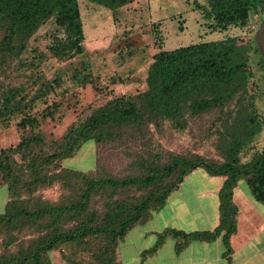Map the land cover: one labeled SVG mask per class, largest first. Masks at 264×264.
I'll return each mask as SVG.
<instances>
[{
  "label": "trees",
  "instance_id": "16d2710c",
  "mask_svg": "<svg viewBox=\"0 0 264 264\" xmlns=\"http://www.w3.org/2000/svg\"><path fill=\"white\" fill-rule=\"evenodd\" d=\"M80 1L0 0V129L17 122L24 132L30 131L18 145L0 150L1 186L9 190L5 211L0 214V237H4L0 264H51L49 253L66 245L74 249L70 256L73 264H80L73 256L79 250L91 255L90 264H118L120 242L135 226L145 224L153 210H160L197 169L212 177H225L219 193L220 224L213 231L170 229L158 233L155 245L142 256L144 260L152 257L169 237L177 240L178 254L194 241L211 243L221 238L226 264H232L230 240L238 230L239 212L233 195L239 181L246 179L250 196L264 205V150L254 152L247 163L240 157L254 150V142L264 132V116L257 104L260 89L254 83V71L256 67L264 70V58L256 36L253 43H243L230 31L262 17L264 0H206L205 5L195 0V10L202 11L210 32L222 34L221 39L160 51L149 67L146 92L89 110L86 118L60 139L47 140L35 107L40 101L48 102L65 79L62 74L48 79L41 69L53 60L71 62L88 54ZM86 1L111 10L114 16L141 2ZM49 21L62 36L53 34L54 41L44 53L33 47L31 40ZM126 47L127 55L136 54L135 45ZM71 65L70 79L75 87L93 85L100 90L89 63ZM111 82L123 80L113 78ZM60 109V103L54 102L42 117L55 119ZM213 111L219 113L216 121L224 131L221 163L199 155H171L168 162L162 161V155H148L135 160L131 166L138 172L125 178L110 177L104 168L88 174L62 167L64 160L89 141L105 145L143 138L146 127L165 120L185 129L187 116ZM57 183L67 191L66 200L60 205L41 200L39 192ZM130 189L142 193L121 199ZM95 197L104 202L103 213L91 209ZM45 219L50 223L44 225ZM59 219L62 223L54 224ZM70 223L75 226L67 229ZM43 230L47 233H41Z\"/></svg>",
  "mask_w": 264,
  "mask_h": 264
},
{
  "label": "rangeland",
  "instance_id": "374dc122",
  "mask_svg": "<svg viewBox=\"0 0 264 264\" xmlns=\"http://www.w3.org/2000/svg\"><path fill=\"white\" fill-rule=\"evenodd\" d=\"M194 1L141 0V2L133 4L132 8L129 7L131 11L129 8H123L114 16L111 10L103 6L81 0L80 8L85 32L84 45L88 54L86 53L80 58L77 57L71 62L76 65L81 62L89 63L96 81L95 84L100 87V90L93 85L75 87L70 79L73 70L70 61L59 63L53 60L50 64H44L41 71L48 79H53L57 74H62L65 79L64 86L52 94L48 98V102L40 101L35 107L34 114L40 119V130L47 140L60 139L72 125L86 118L89 110L101 108L110 101L123 96H135L146 92L148 90L149 67L153 63V57L160 51H171L202 41L221 39L222 34L210 32L207 27L208 21L202 11L195 10ZM196 1L202 5L206 4V0ZM262 19L263 16L260 15L255 23H251L245 28H232L230 35L239 37L243 43H253L256 30ZM57 29L53 21L42 26L31 40L33 47H38L42 52L48 53V47L54 41L52 35L57 33L62 36V31ZM131 43L135 45L136 49L134 56L127 55L126 46ZM113 78H119L123 82L113 84L111 82ZM11 79L16 80L14 76ZM254 79L256 80L254 83L260 89L258 108L260 107V113L264 116V70L262 67H256ZM54 102L61 105L56 118H43L42 112L52 106ZM218 115V112L213 111L197 117L187 116L185 129H178L175 122L171 120L151 124L144 129L145 136L143 138L129 139L125 142L97 145L95 141H89L73 157L64 160L62 167L88 174L99 172L100 168H104V172L110 177L125 178L138 172L131 166L132 163L141 157H148V155H162L163 162L170 161L171 155H199L207 160L221 163L224 161L220 148L221 135L224 131L222 123L216 121ZM16 123L14 122L9 128L0 129V150L18 145L23 136L30 134V131L24 132ZM253 147L254 150L249 149L241 154L242 163L250 162L254 152L264 150V132L257 137ZM59 171L57 170V172ZM211 177L204 169H197L189 174L183 181L184 190L180 191L181 194L177 192L180 190V186L177 191L171 194L160 210H153L145 224L135 226L120 242L117 249L118 264H122V262L123 264H141V261L145 259L142 256L143 251L155 245L158 233L170 229H178L187 233L213 231L214 228L208 219L201 215L202 210L200 211L203 206L210 219H213L216 214L212 199L208 197L211 195L209 193L215 189V184L210 183V179H213ZM224 180L225 177H222L221 180L218 177L214 178V181L222 183V186ZM1 184L0 176V214L4 213L9 198L8 188ZM192 185L196 192L199 194L202 192L206 197L196 198L193 192L187 188ZM240 185L245 187L246 179L240 180L237 187ZM237 187L234 189V204V199L237 197L235 194L238 195L239 191ZM141 193L137 189H130L120 198L138 196ZM66 194L67 191L60 183L39 192L41 200L59 205L66 200ZM179 195L188 203L185 206L188 209L179 207L175 201ZM239 206L237 207L241 210V214L255 216L250 218L252 225L240 223L241 231L245 230L252 236L255 233V228L260 224V215L256 211H249L245 205L243 208L241 205ZM173 207L176 212L172 209ZM91 209L103 213L104 202L99 197H95L91 203ZM159 211L160 214L157 215ZM177 222L179 227H175ZM48 223H50L48 219L43 220L44 225ZM59 223H62L60 219L54 224L58 225ZM74 226L75 223H70L66 228ZM41 233L46 234L47 230H43ZM141 234H145V238ZM3 238L0 237V246ZM231 241V247H233ZM195 246L196 243H193L191 251H196L193 250ZM185 249L186 247L183 249L184 253L187 252ZM219 250L221 253L225 251L222 241L219 244ZM73 251L74 249L72 250L69 246H63L57 251L50 252L49 260L51 264H73L70 259ZM174 254L175 241L169 240L157 256L146 264H172ZM63 255L66 257L63 258ZM73 256L80 264H90L91 255L88 252L79 250ZM233 264L238 263L235 260Z\"/></svg>",
  "mask_w": 264,
  "mask_h": 264
},
{
  "label": "crops",
  "instance_id": "0c3cea01",
  "mask_svg": "<svg viewBox=\"0 0 264 264\" xmlns=\"http://www.w3.org/2000/svg\"><path fill=\"white\" fill-rule=\"evenodd\" d=\"M213 179H210L212 184H215V189L209 193L211 194L208 196L209 198L212 199L214 210H216V214L213 217V219H210L209 216L206 214L205 209L203 206H201V215L205 216L208 221L210 222V225L212 228H216L220 224V197L219 193L222 188V183H218V181H214V178L217 177H211ZM220 180L222 177H218ZM224 182V181H223ZM184 183H182L180 190L177 192L179 193L181 190H184L183 186ZM194 196L196 198L203 197L205 198L206 196H203L202 192L199 194L196 192L195 188L192 186H188ZM186 188V189H187ZM238 195L237 193L235 194L237 197L234 199L235 204L243 208L244 205L249 211H256L258 215H260V224L255 228V233L251 236L249 235L248 232H245V230L241 231L240 229V223L246 224V225H252V220L250 219L251 217H255L253 215L248 216L247 214L243 213L241 214V210H239V215L237 217L238 220V230L235 235L232 236L231 242H233V254H232V259L233 262L236 260L238 264H264V205L257 202L254 200L248 192L247 185L245 187L243 185H240ZM243 189V190H242ZM181 194V192L179 193ZM246 194V195H245ZM202 195V196H201ZM208 195V194H207ZM175 201L178 203L179 207L181 208H186L187 202L182 198L180 195L175 199ZM244 202V203H243ZM172 209H176L173 207ZM188 209V208H186ZM189 212V210H187ZM160 214V211L157 213V215ZM200 215V216H201ZM196 216V214H195ZM195 220V217H194ZM196 221V220H195ZM175 227H179V224L177 222ZM154 234V233H152ZM143 238H145V234H141ZM153 236V235H151ZM235 237V238H234ZM234 239V241H233ZM169 240H174L175 241V254L172 257V264H218L223 263L226 264V259L224 257V252H220L219 250V244L222 241L221 238L217 239L215 242H193L196 243V246L193 248V250L196 251H191V246H193V243H190L185 251L186 253L181 252L180 254H177L176 252V244L177 240L175 238L169 237L166 242L159 248V250L154 254L152 257L147 258L146 260L141 261V264H146L149 260L153 259L154 257L157 256L158 252L161 250L162 247L167 245V242ZM259 243V245H257ZM223 244V241H222ZM216 246V247H214ZM146 251V250H145ZM189 251H191L189 253ZM144 252V251H143ZM184 253V254H183ZM183 255V256H182ZM141 258V257H140ZM180 259V260H179ZM179 260V261H178ZM232 262V264H233ZM222 263V264H223ZM123 264V262H122Z\"/></svg>",
  "mask_w": 264,
  "mask_h": 264
},
{
  "label": "water",
  "instance_id": "95a60500",
  "mask_svg": "<svg viewBox=\"0 0 264 264\" xmlns=\"http://www.w3.org/2000/svg\"><path fill=\"white\" fill-rule=\"evenodd\" d=\"M263 10H264V5H263ZM255 36L257 37L258 46L264 58V15L260 25L256 30Z\"/></svg>",
  "mask_w": 264,
  "mask_h": 264
}]
</instances>
